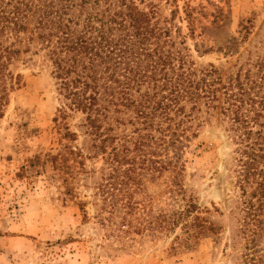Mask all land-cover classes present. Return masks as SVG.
Listing matches in <instances>:
<instances>
[{
    "label": "trees",
    "instance_id": "16d2710c",
    "mask_svg": "<svg viewBox=\"0 0 264 264\" xmlns=\"http://www.w3.org/2000/svg\"><path fill=\"white\" fill-rule=\"evenodd\" d=\"M168 1L170 17L160 20L154 0H0V118L20 85L15 64L32 48L49 64L58 102L55 148L32 155L16 178L45 176L62 204L84 217L91 209L89 218L115 241L178 227L171 248L182 250L222 229L207 220L222 213L196 205L182 183L184 151L216 118L232 146L227 172L239 192L226 222L230 264H264L255 244L264 223V44L245 50L224 76L212 64L196 67ZM215 13L193 50L235 56L251 20L230 35L221 9ZM182 14L187 25L195 20L188 6ZM74 114L72 130L65 120ZM163 173L171 176L163 194L172 210L145 191L144 180Z\"/></svg>",
    "mask_w": 264,
    "mask_h": 264
},
{
    "label": "rangeland",
    "instance_id": "374dc122",
    "mask_svg": "<svg viewBox=\"0 0 264 264\" xmlns=\"http://www.w3.org/2000/svg\"><path fill=\"white\" fill-rule=\"evenodd\" d=\"M174 2L177 12L172 14V23L186 36L185 45L196 67L212 64L224 76L245 50L264 44V0ZM154 3L159 19H168L174 4L164 0ZM183 6L192 11L195 20L191 25L182 20ZM217 8L224 16L226 34L236 35L238 22L247 17L251 20V34L235 56L223 57L217 52L200 56L193 50V44L200 42L201 27L210 26ZM188 29L193 37L188 36ZM205 44L213 46L212 41ZM36 49L15 64L13 71L21 75L20 85L10 92L0 118V264H230L234 250L227 246L226 222L239 192L227 172L232 146L216 118L199 128L196 139L184 151L182 183L196 205L209 210L213 206L222 213L220 218H207L222 229L218 235L203 233L189 239L182 250L171 248L178 227L170 233L160 230L153 237L142 233L115 241L106 238L107 230L89 218L91 209L84 217L73 203L62 204L45 176L16 178L20 166L32 155L56 146L52 122L58 106L55 85L48 62L41 52L34 54ZM79 117L74 114L65 120L72 130ZM170 179L168 173H163L152 182L144 180L146 194L157 199L162 210L175 209L167 205L169 201L163 194ZM87 194L79 189V200ZM255 244L264 256V223Z\"/></svg>",
    "mask_w": 264,
    "mask_h": 264
}]
</instances>
